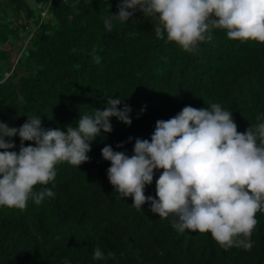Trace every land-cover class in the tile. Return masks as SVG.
Returning a JSON list of instances; mask_svg holds the SVG:
<instances>
[{"label":"trees","instance_id":"16d2710c","mask_svg":"<svg viewBox=\"0 0 264 264\" xmlns=\"http://www.w3.org/2000/svg\"><path fill=\"white\" fill-rule=\"evenodd\" d=\"M118 2L33 0L32 8L27 0H0V122L18 128L31 114L44 128L63 129L103 110L109 96L132 110L130 126L111 119L113 131L92 142L89 162L58 164L54 181L36 186L54 197L29 200L24 211L0 207V264H264V213L256 214L251 250L225 251L210 233H180L150 204L137 211L131 197L118 198L101 157L106 144L131 155L135 138L150 140L156 121L188 105L220 104L241 133L256 124L264 115V43L213 30L210 42L185 53L158 39L139 11L106 31L103 19L117 14ZM12 140L18 151L19 138ZM158 176L146 196L155 198ZM97 246L104 260L93 259Z\"/></svg>","mask_w":264,"mask_h":264},{"label":"clouds","instance_id":"9594fccd","mask_svg":"<svg viewBox=\"0 0 264 264\" xmlns=\"http://www.w3.org/2000/svg\"><path fill=\"white\" fill-rule=\"evenodd\" d=\"M117 9L103 19L106 31L139 11L150 18L158 39L185 53L210 42L213 30H223L229 40L264 43V0H119ZM123 100L109 96L103 110L63 129L44 128L41 117L31 114L18 128L0 122V207L24 211L29 200L39 205L54 197L51 189L36 186L54 181L58 164L79 168L89 162L92 142L113 131L112 118L130 126L132 110ZM256 120L241 133L232 112L220 104L184 106L172 118L156 121L150 140L135 138L131 155L106 144L101 157L110 164L107 179L118 198L131 197L137 211L150 204L159 218L171 217L180 233H210L225 251L251 250L256 214L264 213V115ZM13 137L19 138L18 151L12 150ZM157 172L155 198L146 196ZM107 257L114 259L115 253ZM93 259H105L99 246Z\"/></svg>","mask_w":264,"mask_h":264},{"label":"rangeland","instance_id":"374dc122","mask_svg":"<svg viewBox=\"0 0 264 264\" xmlns=\"http://www.w3.org/2000/svg\"><path fill=\"white\" fill-rule=\"evenodd\" d=\"M28 1V3L30 4V6L32 7V8H35V5H34V3H33V0H27Z\"/></svg>","mask_w":264,"mask_h":264},{"label":"built area","instance_id":"2783aa9c","mask_svg":"<svg viewBox=\"0 0 264 264\" xmlns=\"http://www.w3.org/2000/svg\"><path fill=\"white\" fill-rule=\"evenodd\" d=\"M43 14V13H42Z\"/></svg>","mask_w":264,"mask_h":264}]
</instances>
